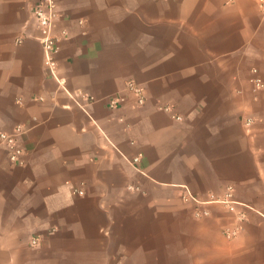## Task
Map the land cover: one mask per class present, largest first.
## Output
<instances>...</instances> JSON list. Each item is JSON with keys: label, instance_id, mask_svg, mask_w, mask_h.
Instances as JSON below:
<instances>
[{"label": "crops", "instance_id": "0c3cea01", "mask_svg": "<svg viewBox=\"0 0 264 264\" xmlns=\"http://www.w3.org/2000/svg\"><path fill=\"white\" fill-rule=\"evenodd\" d=\"M36 2L0 0V132L24 128L23 165L0 142V264H264L258 0H57L56 78ZM227 185L253 208L232 239L225 206L182 199Z\"/></svg>", "mask_w": 264, "mask_h": 264}, {"label": "built area", "instance_id": "2783aa9c", "mask_svg": "<svg viewBox=\"0 0 264 264\" xmlns=\"http://www.w3.org/2000/svg\"><path fill=\"white\" fill-rule=\"evenodd\" d=\"M258 6L262 12H264V0H258ZM58 17L57 0H37L36 6L33 9V18L38 32L37 39L40 42L43 50V61L48 72L53 76L57 77V55H58V42L59 33L55 27V21ZM256 88L264 87V82L259 77H251L250 79ZM125 89L131 93L137 105L144 103L146 95L142 85L136 81L130 80L126 83ZM124 102V97L121 95H114L107 98V105L109 108H116ZM167 109V107H165ZM177 118H179L177 116ZM250 120L247 121L249 123ZM24 133V128L21 125H16L8 132H0V142L8 149V161L12 165H23L24 163V149L20 143V136ZM138 158H134L136 161ZM73 192L76 194H82V189L74 188ZM182 199L185 202L192 201L197 206H203L206 204L216 203L226 207V209L233 214L234 223L225 226L222 229L224 236L228 239L235 238L240 230L242 223L247 218V212L253 208L234 197V187L227 185L221 195L209 194V196L201 200L186 192L183 194ZM207 209L198 208L194 211V216L201 217L208 215ZM32 244H37V239L34 238L31 241Z\"/></svg>", "mask_w": 264, "mask_h": 264}]
</instances>
